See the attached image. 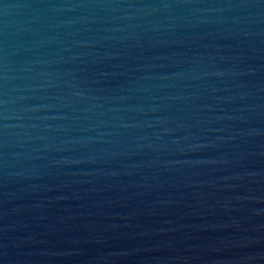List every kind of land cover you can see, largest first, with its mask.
I'll list each match as a JSON object with an SVG mask.
<instances>
[{
    "label": "water",
    "instance_id": "95a60500",
    "mask_svg": "<svg viewBox=\"0 0 264 264\" xmlns=\"http://www.w3.org/2000/svg\"><path fill=\"white\" fill-rule=\"evenodd\" d=\"M0 264H264V0H0Z\"/></svg>",
    "mask_w": 264,
    "mask_h": 264
}]
</instances>
